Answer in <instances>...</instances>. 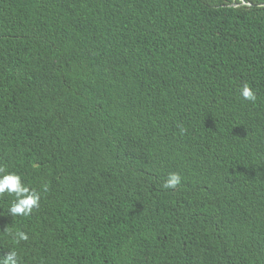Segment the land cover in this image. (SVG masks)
<instances>
[{"label": "trees", "instance_id": "obj_1", "mask_svg": "<svg viewBox=\"0 0 264 264\" xmlns=\"http://www.w3.org/2000/svg\"><path fill=\"white\" fill-rule=\"evenodd\" d=\"M245 3L0 0V167L41 196L16 217L0 197V264H264V0Z\"/></svg>", "mask_w": 264, "mask_h": 264}, {"label": "clouds", "instance_id": "obj_2", "mask_svg": "<svg viewBox=\"0 0 264 264\" xmlns=\"http://www.w3.org/2000/svg\"><path fill=\"white\" fill-rule=\"evenodd\" d=\"M240 6L250 7L249 4L245 3V0H239ZM242 98L246 101L255 103L257 97L253 90L245 84L241 91ZM186 133V129H181V135ZM6 173L5 167H0V197H3L5 194L9 196H14L16 199L13 202L11 208L9 209L10 215L13 217L16 216H30L34 211H38L40 207V194L30 189L29 187L24 186L21 181V177L16 174H4ZM181 184V177L179 174L173 173L170 174L167 178V181L163 184L164 189L175 190ZM43 191L47 192L48 186L44 185ZM9 236L12 235L11 230L6 229L5 231ZM29 239L28 235L24 232L15 233V241L19 243L21 241L27 242ZM17 262V253L10 252L9 255L4 260L3 264H16Z\"/></svg>", "mask_w": 264, "mask_h": 264}]
</instances>
